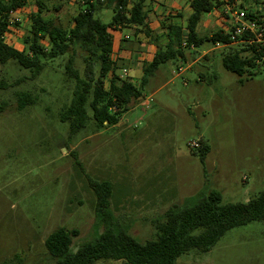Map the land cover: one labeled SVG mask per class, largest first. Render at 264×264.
Returning a JSON list of instances; mask_svg holds the SVG:
<instances>
[{"label": "rangeland", "instance_id": "374dc122", "mask_svg": "<svg viewBox=\"0 0 264 264\" xmlns=\"http://www.w3.org/2000/svg\"><path fill=\"white\" fill-rule=\"evenodd\" d=\"M155 1L157 10L148 2L151 39L123 30L131 36L124 47L132 54H152L166 44L164 15L186 25L184 10L168 7L159 15L166 1ZM43 2L45 18L64 29L73 27L82 7V0ZM60 4L63 8L57 12ZM25 10L20 23L12 17L18 26L11 32L13 40L7 41L20 51L37 11L35 1L27 0ZM113 15L106 10L97 17L110 24ZM222 23L205 15L198 33L212 36ZM113 36L114 44H121L123 33L114 31ZM219 50L208 43L183 49L184 60L161 66L142 100L123 113L116 126L97 127L90 98L87 127L73 137L60 120L75 88L65 69L69 54L48 62L35 80L15 61L0 63V80L26 78L18 86L0 89V103H7L0 113V264H53L45 240L62 227L80 233L73 250L97 238L104 224L97 217L89 179L111 183V220L141 243L156 239L158 224L173 206L191 205L210 191L220 192L224 203H246L264 192V66L241 84L223 67ZM117 63L140 82L143 70L130 59ZM75 68L84 76L81 52ZM20 92L35 97V105L19 110ZM196 141L210 148L204 164L192 154ZM176 264H264V222L235 228L209 253L190 252Z\"/></svg>", "mask_w": 264, "mask_h": 264}, {"label": "trees", "instance_id": "16d2710c", "mask_svg": "<svg viewBox=\"0 0 264 264\" xmlns=\"http://www.w3.org/2000/svg\"><path fill=\"white\" fill-rule=\"evenodd\" d=\"M37 11L31 15V26L23 37V50L7 45L3 39L8 32L18 26L12 13L26 7L27 0H0V63L15 61L31 73L30 79H37L47 63L69 54L65 66L66 73L75 82L71 102L60 113V120L70 128L73 137L87 127L89 121L88 103L98 128L116 126L121 115L129 111L143 98V90L149 79L159 68L173 61H183L182 42L188 48H201L204 44L226 45L219 50L223 67L239 77V82L258 75L262 64L260 55L244 44L231 45L227 35L217 31L212 36L201 37L198 27L205 15L219 6L216 0H192L193 13L186 19L185 26H178L167 18L163 23L166 30V44L156 46L154 53H148L143 64L140 83L131 78L122 80L118 76L115 57L114 31L133 30L137 37L152 38L149 14L145 10L149 0H82V7L73 18V27L64 29L44 16L45 3L34 0ZM63 6L55 7L59 12ZM113 11L110 24L97 17L102 11ZM120 49L128 42L121 39ZM81 52L85 64L82 76L75 62ZM208 59V56H205ZM20 78L11 83L0 80V89H9L24 82ZM18 109L35 105L36 99L30 93L20 92L17 96ZM118 112L113 113L112 107ZM7 107L0 103V113ZM210 153L209 146L201 141V146L193 150L204 164ZM96 195L97 217L104 224L102 233L92 241L83 243L73 250V241L79 236L76 229L59 228L45 240L47 253L53 264H94L100 260L122 261L124 264H176L178 259L190 252L209 253L229 231L264 222V192L246 203H224L223 195L210 191L200 195L191 205L173 206L165 213V220L158 224L155 240L141 243L127 231L116 227L108 213L112 195V185L107 181L89 179Z\"/></svg>", "mask_w": 264, "mask_h": 264}, {"label": "built area", "instance_id": "2783aa9c", "mask_svg": "<svg viewBox=\"0 0 264 264\" xmlns=\"http://www.w3.org/2000/svg\"><path fill=\"white\" fill-rule=\"evenodd\" d=\"M216 1L219 3V6L213 9L207 16L220 18L223 21L221 31L224 35L228 36L230 44H244L253 48L255 53L259 54L261 58L258 59L257 63L264 66V0ZM191 2L192 0H188L190 6ZM122 33V39L129 41L131 38L130 34L123 31ZM10 36L11 33L8 32L3 37L5 43L9 46L11 45L7 41ZM225 46L217 43L215 44V49H221ZM182 47L183 49L188 48V43L183 41ZM118 76L120 79L125 80L129 77V72L125 68L120 69L118 67ZM111 111L116 113L118 109L114 106L111 108ZM191 147L197 149L200 147V144L196 141L191 144Z\"/></svg>", "mask_w": 264, "mask_h": 264}, {"label": "crops", "instance_id": "0c3cea01", "mask_svg": "<svg viewBox=\"0 0 264 264\" xmlns=\"http://www.w3.org/2000/svg\"><path fill=\"white\" fill-rule=\"evenodd\" d=\"M166 1V5H164V6H161V12L159 13V15H162V13L165 11V9L166 8H168V7H173V8H178V9H182V10H184L185 11V13H186V15L189 17L192 13H193V9H192V7L189 5V3H187V0H176L175 2H173V3H171V1H169V0H165ZM148 2H150V0L148 1ZM147 2V4H146V7H145V10L147 11V13H150L151 12V7H150V4ZM151 2L154 4V10H157L158 9V6H157V4H156V1L155 0H151ZM171 3V4H170ZM26 7L25 8H23L22 10H20V11H18V12H16V13H14V14H12L11 15V17H17L16 18V20L15 21H17V22H21L22 20H20L19 19V16H20V14H26ZM167 15H169V13L167 14ZM165 16L164 15V17H165V19H167V17L168 16ZM163 17V16H162ZM182 18V16L180 17V19ZM15 19V18H14ZM183 19V18H182ZM14 21V20H13ZM173 24H176V23H173ZM20 26H21V24H20ZM178 26H180V25H178ZM12 32V31H11ZM10 32V33H11ZM13 32H15V30L13 31ZM10 37H12V34H11V36ZM12 40H13V37H12ZM119 46H120V43L119 44H117V45H115V57H117L118 55V57L119 58H121V59H119V61H121V60H123L124 61V58L125 59H130V61L138 68V69H142L143 70V64H144V62H145V60L148 58V54H139V55H137V54H132L130 51H128L127 49H120L119 48ZM128 78H130V77H128ZM132 79V78H131ZM132 81L133 82H135L133 79H132ZM136 83V82H135ZM140 83V82H139ZM122 125V124H121Z\"/></svg>", "mask_w": 264, "mask_h": 264}]
</instances>
